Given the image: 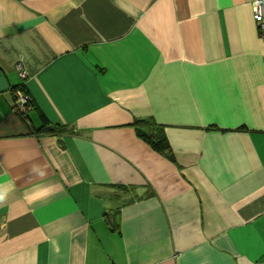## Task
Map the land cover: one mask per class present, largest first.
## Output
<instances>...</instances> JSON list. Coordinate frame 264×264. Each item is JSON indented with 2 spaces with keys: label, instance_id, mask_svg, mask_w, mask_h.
Segmentation results:
<instances>
[{
  "label": "crops",
  "instance_id": "crops-1",
  "mask_svg": "<svg viewBox=\"0 0 264 264\" xmlns=\"http://www.w3.org/2000/svg\"><path fill=\"white\" fill-rule=\"evenodd\" d=\"M252 1L0 0V264H264Z\"/></svg>",
  "mask_w": 264,
  "mask_h": 264
},
{
  "label": "trees",
  "instance_id": "trees-1",
  "mask_svg": "<svg viewBox=\"0 0 264 264\" xmlns=\"http://www.w3.org/2000/svg\"><path fill=\"white\" fill-rule=\"evenodd\" d=\"M22 90V89H21ZM25 91V90H23ZM31 105L32 103L29 102ZM33 105V104H32ZM43 125L38 129V134L45 135H64L66 133L73 132L69 127L64 125H56L49 122L44 115H42ZM132 127L135 129L137 136L147 143L155 152L164 156L172 163H176V159L168 140L165 127L159 125L152 117L138 119L136 118L132 123ZM215 129V128H210Z\"/></svg>",
  "mask_w": 264,
  "mask_h": 264
},
{
  "label": "built area",
  "instance_id": "built-area-1",
  "mask_svg": "<svg viewBox=\"0 0 264 264\" xmlns=\"http://www.w3.org/2000/svg\"><path fill=\"white\" fill-rule=\"evenodd\" d=\"M253 18L259 29L261 37L264 38V0L252 1ZM21 76L25 77V73L21 71ZM15 107L19 109L20 113L27 116L30 111V99L21 89L15 92Z\"/></svg>",
  "mask_w": 264,
  "mask_h": 264
}]
</instances>
